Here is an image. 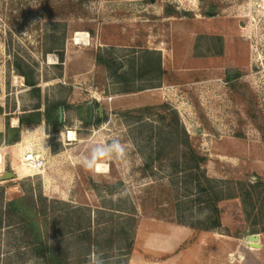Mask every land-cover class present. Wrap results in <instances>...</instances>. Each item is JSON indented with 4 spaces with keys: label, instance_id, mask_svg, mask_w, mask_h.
<instances>
[{
    "label": "rangeland",
    "instance_id": "rangeland-1",
    "mask_svg": "<svg viewBox=\"0 0 264 264\" xmlns=\"http://www.w3.org/2000/svg\"><path fill=\"white\" fill-rule=\"evenodd\" d=\"M153 48L161 49L160 70L139 71L141 52ZM97 54L115 58L127 74L117 78L115 65L98 63ZM58 101L57 131L44 121L20 127L18 141L24 128L47 137L32 147L43 157L41 171L18 175V141L7 142L13 133L5 131V120L10 126L12 116L37 103L50 112ZM0 107L4 200L40 193L85 206L81 215L92 219L89 234L65 242L69 264H88L97 250L106 264H264V231L250 232L264 228V0H0ZM142 107L153 108L143 126L137 119ZM170 109L204 157L207 176L262 183L247 221L240 201L226 200L219 203L221 226L203 229L211 222L208 203L173 187L164 163H154L152 175L143 172L147 135L162 127L158 114ZM110 135L128 144L129 168L99 160L107 173L85 170L77 157L88 141ZM5 172L14 177L1 179ZM125 188L128 194L119 196ZM16 220L4 219L0 264H44ZM119 223L132 235L127 262L117 241L88 249L93 237L109 236ZM248 234L258 235L259 246L244 243Z\"/></svg>",
    "mask_w": 264,
    "mask_h": 264
},
{
    "label": "trees",
    "instance_id": "trees-1",
    "mask_svg": "<svg viewBox=\"0 0 264 264\" xmlns=\"http://www.w3.org/2000/svg\"><path fill=\"white\" fill-rule=\"evenodd\" d=\"M168 13L166 12V14ZM55 52L59 61L55 65H60L63 58L62 49L57 48ZM138 60L139 71L146 68H149L150 71L155 68L160 70V54L157 50L146 49L142 51ZM96 61L105 64L107 67L110 65L109 63L115 65L112 73L117 78L124 77L128 72L126 66L116 62L115 58L109 57L106 60L97 54ZM14 69L23 76L25 84L30 86L33 92L38 93L39 90L35 86L36 82L21 68L19 63L15 62ZM39 104L34 105L31 111L17 116L19 119L18 127L9 126L8 118L5 120V131L13 133L7 142L15 143L19 140L20 127L38 125L41 121L50 122L56 128L55 131L58 130L60 122L57 118V110L61 102L53 103L50 112L47 107L41 112ZM152 109L150 107L137 109L138 121L145 123V114H149ZM166 111L165 114H158V117L161 118L162 127L153 131V134H151L152 130L150 129V134L147 135L149 144L147 152L143 153L145 154L142 165L143 172L145 173L149 169V175H152L151 167L154 163H164L171 172L169 178H171L173 187L182 188L187 196H193V199L198 203H208L211 212L208 219L211 222L209 226H205L203 229L221 226L220 215L222 210L219 203L226 200L238 199L247 221L254 210V199L257 196L258 187L262 183L259 180L247 182L207 176L202 168L205 159L190 146L188 134L179 119L177 111L173 109ZM97 121L101 120L98 119ZM143 123L142 126L146 125V123ZM2 136L3 134L0 132V137ZM152 138L157 139L153 144L151 142ZM3 192L2 187L0 188V230L4 226V219H11L14 216L17 219L15 223L23 227V234L30 239L33 250H35V256L38 259L44 264H69L65 242L73 238L80 239L85 232L89 234L90 228H92L91 217L81 215V213L87 211V208L85 206L69 205L58 200H47L40 193H24L9 200H4ZM55 203L62 205L59 212L51 209V206ZM175 206H178V202H175ZM255 230L250 232H261L264 231V228ZM116 241L119 243L117 249L122 251V261L127 262L133 245L132 235L125 230L122 223H119L114 233H110L105 238L93 237L87 247L88 249L89 247H103L104 245L105 247H111ZM81 243L85 244V241Z\"/></svg>",
    "mask_w": 264,
    "mask_h": 264
},
{
    "label": "clouds",
    "instance_id": "clouds-1",
    "mask_svg": "<svg viewBox=\"0 0 264 264\" xmlns=\"http://www.w3.org/2000/svg\"><path fill=\"white\" fill-rule=\"evenodd\" d=\"M79 163L85 170L104 173L108 172V165H99V160H115L126 171L130 166L128 144L122 141L118 135L101 136L99 140H89L88 149L77 157ZM127 189L122 190L118 195H127ZM115 198V197H114ZM88 264H106L104 254L101 251H93L88 256Z\"/></svg>",
    "mask_w": 264,
    "mask_h": 264
},
{
    "label": "bare ground",
    "instance_id": "bare-ground-1",
    "mask_svg": "<svg viewBox=\"0 0 264 264\" xmlns=\"http://www.w3.org/2000/svg\"><path fill=\"white\" fill-rule=\"evenodd\" d=\"M85 35H86V33H84L82 35V37ZM74 40L76 42H78V40L80 41V36L75 35ZM48 57H49V60L56 59V56H54L55 58H53L51 55H49ZM10 126L11 127H18L19 126V119L17 116H12L10 118ZM45 137H47V135L43 131H40L39 133H35L34 131H31L30 128L22 129L20 141H18L16 144L13 145L14 150H15L14 154L17 155V158H19V160H20V163H18L17 166L15 167V171L17 172L18 175H20V176L30 175V174L38 173L41 171V168L38 170H35V169L31 168L30 166L26 168L25 165L28 166V164H26V162L23 161L22 156L26 155L25 150H30V149L33 150L34 148H32V147L34 144H36L40 148V145H41L40 142H42L43 139H45ZM68 139H72V140L75 139V131H69L68 132ZM34 150H36L37 154L41 155L38 152L37 148H35ZM1 162H2V159H1V153H0V165H1ZM97 164L104 165V164L99 163V162H97ZM102 172H103V170H101L98 173H102ZM249 243L251 245L255 244L252 242H249Z\"/></svg>",
    "mask_w": 264,
    "mask_h": 264
},
{
    "label": "built area",
    "instance_id": "built-area-1",
    "mask_svg": "<svg viewBox=\"0 0 264 264\" xmlns=\"http://www.w3.org/2000/svg\"><path fill=\"white\" fill-rule=\"evenodd\" d=\"M26 155L22 156L23 161L31 168L38 170L44 166L43 157L37 154L36 150H25Z\"/></svg>",
    "mask_w": 264,
    "mask_h": 264
},
{
    "label": "water",
    "instance_id": "water-1",
    "mask_svg": "<svg viewBox=\"0 0 264 264\" xmlns=\"http://www.w3.org/2000/svg\"><path fill=\"white\" fill-rule=\"evenodd\" d=\"M11 177H14V173L13 172H5L2 176H1V179H9ZM258 235L257 234H248L246 236V241H244V243H248V242H252V243H255V244H252V245H257L259 246L258 244Z\"/></svg>",
    "mask_w": 264,
    "mask_h": 264
},
{
    "label": "crops",
    "instance_id": "crops-1",
    "mask_svg": "<svg viewBox=\"0 0 264 264\" xmlns=\"http://www.w3.org/2000/svg\"><path fill=\"white\" fill-rule=\"evenodd\" d=\"M154 50H161L160 48H153ZM3 131V128H2V130H0V132H2ZM220 207H222V206H220ZM221 210H222V208H221ZM222 213V212H221ZM221 216V215H220ZM222 224V223H221ZM225 226H227V224H225Z\"/></svg>",
    "mask_w": 264,
    "mask_h": 264
},
{
    "label": "flooded vegetation",
    "instance_id": "flooded-vegetation-1",
    "mask_svg": "<svg viewBox=\"0 0 264 264\" xmlns=\"http://www.w3.org/2000/svg\"><path fill=\"white\" fill-rule=\"evenodd\" d=\"M100 117V116H99Z\"/></svg>",
    "mask_w": 264,
    "mask_h": 264
}]
</instances>
